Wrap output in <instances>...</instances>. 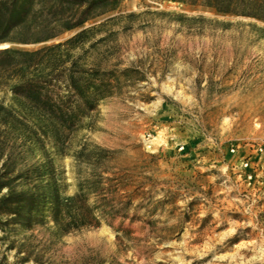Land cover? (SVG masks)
Listing matches in <instances>:
<instances>
[{
  "label": "rangeland",
  "instance_id": "1",
  "mask_svg": "<svg viewBox=\"0 0 264 264\" xmlns=\"http://www.w3.org/2000/svg\"><path fill=\"white\" fill-rule=\"evenodd\" d=\"M83 29L74 54L108 71L112 93L65 152L53 137L30 149L0 135V165L49 157L65 195L98 179L108 189L90 204L110 203L97 208L100 226L58 237L41 225L0 228V264H36L16 256L14 241L43 264H264V21L123 0L51 42ZM0 100L11 104V90L0 87ZM103 208L123 209L104 217Z\"/></svg>",
  "mask_w": 264,
  "mask_h": 264
},
{
  "label": "trees",
  "instance_id": "2",
  "mask_svg": "<svg viewBox=\"0 0 264 264\" xmlns=\"http://www.w3.org/2000/svg\"><path fill=\"white\" fill-rule=\"evenodd\" d=\"M122 1L0 0V44H9L0 47V87L12 92L11 104L0 100V135L22 138L30 149L53 137L59 150H69L72 134L87 125L86 118L112 93L113 83L108 71L87 66L74 54L85 42L88 29L63 41H51L116 9ZM183 1L264 21V0ZM85 150L79 152L80 157L86 155ZM17 165L11 156L0 165V228L4 232L41 225L58 237L101 225L97 208L110 201L103 195L100 206L90 204L91 193L108 189L101 180H86L75 194L65 195L49 157L24 168ZM108 209L103 208L101 215L114 217L123 208ZM122 236L118 234L120 241ZM10 247L17 249L20 260L46 261L31 244L17 246L14 241Z\"/></svg>",
  "mask_w": 264,
  "mask_h": 264
},
{
  "label": "water",
  "instance_id": "3",
  "mask_svg": "<svg viewBox=\"0 0 264 264\" xmlns=\"http://www.w3.org/2000/svg\"><path fill=\"white\" fill-rule=\"evenodd\" d=\"M6 46H9V44H6Z\"/></svg>",
  "mask_w": 264,
  "mask_h": 264
}]
</instances>
